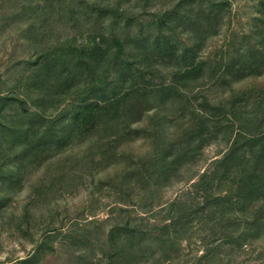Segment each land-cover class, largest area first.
<instances>
[{
    "label": "trees",
    "instance_id": "1",
    "mask_svg": "<svg viewBox=\"0 0 264 264\" xmlns=\"http://www.w3.org/2000/svg\"><path fill=\"white\" fill-rule=\"evenodd\" d=\"M233 1L46 0L18 36L17 76H0V210L30 189L14 227L32 248L8 264H66L69 251L72 264H163L194 240L193 264H230L264 242V0L233 57L206 51ZM209 145L222 148L201 170ZM87 178L109 190L106 218L90 208L64 229L54 206Z\"/></svg>",
    "mask_w": 264,
    "mask_h": 264
},
{
    "label": "rangeland",
    "instance_id": "2",
    "mask_svg": "<svg viewBox=\"0 0 264 264\" xmlns=\"http://www.w3.org/2000/svg\"><path fill=\"white\" fill-rule=\"evenodd\" d=\"M69 0H66L67 3ZM46 0H0V76L1 79H7L9 83H12L16 70L11 67L13 63H16L19 59L25 57L27 53V42L18 40V36L22 35V32L29 21L39 22L42 15L45 14ZM78 3V0H74V4ZM253 2L251 0H234L231 6V13L229 15V22L226 21L225 26L219 33V35L211 39L207 44V54L210 63H217L220 60L225 61L233 57L235 51L240 46L243 36L248 34L251 18L254 17ZM29 10L23 16L18 17V14L23 10ZM45 9V10H44ZM15 12L16 15L7 17L8 13ZM31 16V20L28 19ZM59 25L57 30L61 33L65 31L64 27ZM20 29H22L20 31ZM222 61V62H223ZM264 79V78H263ZM249 82L236 85V88L240 89L247 86ZM10 85V84H9ZM208 95L210 98L219 96V86H207ZM140 142H135L138 145ZM221 145H209L205 147L202 158L203 162H199V169H203L205 165L216 157ZM78 152V147L75 148ZM112 169H107L105 172H100L98 177H107L112 174ZM37 175V174H36ZM34 178V177H33ZM84 184L78 185V180L74 181V187H68L67 192L58 198L57 205L54 206L61 213L65 215L63 218V228L72 229L78 227V217L82 214H86L88 209H94L96 219H105L106 210L111 206V197L109 190L106 187H102L100 191L95 190L90 184L89 179H84ZM180 183L173 182V185L163 187L160 195L161 201H167L172 199ZM108 190V191H107ZM29 187L25 186L15 194L9 195L10 199L7 202L6 207L0 210V264H8L9 261H15L27 256L32 248V243L28 238L22 237V234L15 229L14 223L17 222L20 217L22 206L28 201L27 196L29 194ZM106 205L104 211L99 212L96 209H101ZM33 212L34 207L29 208ZM80 215V216H79ZM32 221L30 225H32ZM33 230V227L31 229ZM180 257L173 262H165L163 264H193L195 259L202 253V247L194 240L190 243L182 242L180 245ZM70 252V251H69ZM65 253L63 258L67 259L66 264H72V257L70 253L76 257L77 252ZM223 254L229 252L228 248L222 249ZM230 264H252L259 263L264 260V242L258 240L251 247H245L241 249H234L230 256L224 258V262L228 259ZM77 262V261H76Z\"/></svg>",
    "mask_w": 264,
    "mask_h": 264
}]
</instances>
